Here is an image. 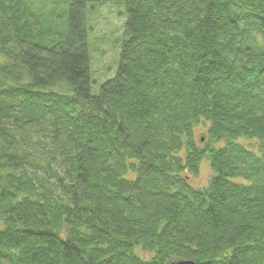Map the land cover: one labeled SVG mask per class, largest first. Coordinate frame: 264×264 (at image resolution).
Segmentation results:
<instances>
[{"label":"trees","instance_id":"trees-1","mask_svg":"<svg viewBox=\"0 0 264 264\" xmlns=\"http://www.w3.org/2000/svg\"><path fill=\"white\" fill-rule=\"evenodd\" d=\"M181 259L264 264V0H0V264Z\"/></svg>","mask_w":264,"mask_h":264},{"label":"rangeland","instance_id":"rangeland-1","mask_svg":"<svg viewBox=\"0 0 264 264\" xmlns=\"http://www.w3.org/2000/svg\"><path fill=\"white\" fill-rule=\"evenodd\" d=\"M120 9L113 5H103L95 21L94 33V52H93V66L99 72H113L117 64V57L119 54L120 37L123 32L124 17L120 14ZM206 164H202L200 173L198 176L193 177L191 182L195 186L205 185L207 179L210 177L211 170L209 169V161ZM203 162V163H204ZM138 253L143 257H150L142 250H138Z\"/></svg>","mask_w":264,"mask_h":264},{"label":"water","instance_id":"water-1","mask_svg":"<svg viewBox=\"0 0 264 264\" xmlns=\"http://www.w3.org/2000/svg\"><path fill=\"white\" fill-rule=\"evenodd\" d=\"M172 264H196V262L193 260L189 261V260L181 259V260L173 262Z\"/></svg>","mask_w":264,"mask_h":264}]
</instances>
